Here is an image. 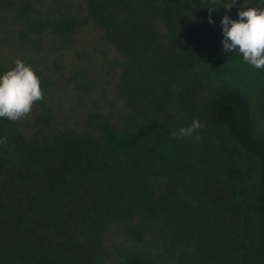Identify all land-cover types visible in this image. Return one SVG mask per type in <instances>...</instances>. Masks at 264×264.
I'll return each mask as SVG.
<instances>
[{
  "label": "trees",
  "instance_id": "16d2710c",
  "mask_svg": "<svg viewBox=\"0 0 264 264\" xmlns=\"http://www.w3.org/2000/svg\"><path fill=\"white\" fill-rule=\"evenodd\" d=\"M247 7L264 0H0V75L20 59L44 92L27 118H0V264H154L132 243L160 225L190 238L201 208L232 200L252 238L202 260L264 256V130L235 81L264 102V70L222 44L223 17Z\"/></svg>",
  "mask_w": 264,
  "mask_h": 264
},
{
  "label": "rangeland",
  "instance_id": "374dc122",
  "mask_svg": "<svg viewBox=\"0 0 264 264\" xmlns=\"http://www.w3.org/2000/svg\"><path fill=\"white\" fill-rule=\"evenodd\" d=\"M235 81L251 96L259 124L264 130V102L263 99L259 97V95H261L258 89L260 88L259 85H255V83L252 85L247 83L246 80L241 82L238 76L235 77ZM202 135L207 137L205 133H202L201 136ZM208 138L216 142L215 148H220V155L223 157L227 158L229 156L231 159H241L236 152L237 150H232V143L225 137L221 135L217 137L215 134L213 136L208 135ZM200 145L204 146L205 144L200 141ZM205 152L208 153V150ZM209 153L216 156L219 155V153H213L211 150H209ZM178 187L182 189L180 186ZM226 205H228V207ZM226 205L220 210H213L210 208L203 210V208H201L198 215V219L201 220L200 225L199 227L196 226L194 229V235L191 229L188 234L190 238H186L183 241H174L172 233H170L169 230H165L160 225L162 229L157 227L153 239L151 236H148L144 244L135 247L132 243V248L150 258L154 264H207L202 260L204 257L203 254L210 251L216 255L220 253V248L229 250V252L226 253L228 255H232L230 252L235 254L234 251L237 250L240 245L243 248L244 245L249 244L252 238L251 233L256 228L257 222L254 214L248 211L247 207L240 212V208L236 205V201L234 200ZM236 207L239 208L240 213L235 211ZM240 218L242 222H245V225L239 223L238 220ZM126 243L128 245L129 242H125V246ZM185 246H187V248H184ZM196 250H198L199 254L192 257L193 252ZM243 259H245L246 264H264V256L258 257L251 254V258L244 256ZM99 262L100 264H109V261L106 262V260L102 259H100ZM97 264L99 263L97 262Z\"/></svg>",
  "mask_w": 264,
  "mask_h": 264
},
{
  "label": "clouds",
  "instance_id": "9594fccd",
  "mask_svg": "<svg viewBox=\"0 0 264 264\" xmlns=\"http://www.w3.org/2000/svg\"><path fill=\"white\" fill-rule=\"evenodd\" d=\"M211 3L215 4L216 0ZM224 8L232 10L230 5ZM238 16V20H232L225 15L221 20L223 49L226 53L238 52L246 64L264 70V8L247 7L239 11ZM213 22L210 17L209 23ZM14 63V68L0 75V118L17 122L27 118L34 105L44 99V92L40 78L30 65L20 59ZM202 127L199 120H193L190 126L179 129V135L173 132L172 137H191ZM196 140L200 137L196 136ZM6 142V138L0 139V144Z\"/></svg>",
  "mask_w": 264,
  "mask_h": 264
}]
</instances>
